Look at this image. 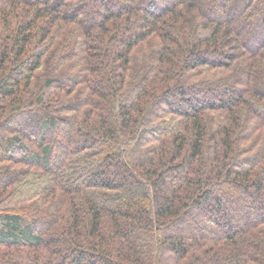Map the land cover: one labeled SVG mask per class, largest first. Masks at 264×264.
I'll return each instance as SVG.
<instances>
[{"label":"trees","instance_id":"1","mask_svg":"<svg viewBox=\"0 0 264 264\" xmlns=\"http://www.w3.org/2000/svg\"><path fill=\"white\" fill-rule=\"evenodd\" d=\"M0 264H264V0H0Z\"/></svg>","mask_w":264,"mask_h":264},{"label":"rangeland","instance_id":"2","mask_svg":"<svg viewBox=\"0 0 264 264\" xmlns=\"http://www.w3.org/2000/svg\"><path fill=\"white\" fill-rule=\"evenodd\" d=\"M21 130L23 131V133L25 132V133H27L28 132V130L27 131H25L24 129H23V127L21 128ZM35 134H37L38 135V133L37 132H35ZM174 232H178V229L176 228V229H174L173 231H172V233H174Z\"/></svg>","mask_w":264,"mask_h":264}]
</instances>
